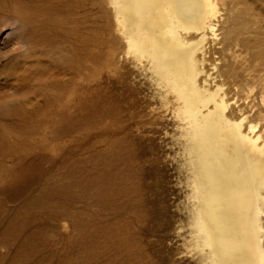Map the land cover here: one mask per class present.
Here are the masks:
<instances>
[{"label": "bare ground", "instance_id": "bare-ground-1", "mask_svg": "<svg viewBox=\"0 0 264 264\" xmlns=\"http://www.w3.org/2000/svg\"><path fill=\"white\" fill-rule=\"evenodd\" d=\"M12 2L18 8L10 7L6 14L24 18L32 49L57 45L62 55L68 54L54 61L57 71L66 67L76 77V72L92 69L93 61L99 63L98 57H104L107 63L101 62L102 70L121 73L123 80L136 89L141 108L136 125L152 133L154 154L172 179L176 217L171 249L179 262L264 264V36L260 37V20L243 25L244 18L237 11L229 15L233 9L225 3L227 0ZM87 8H100L106 17L100 27L109 37L105 41H95L94 31L88 26L92 11ZM95 79L93 76L91 82ZM47 94L43 98L48 103L39 107L41 117L53 115L65 122L76 117L56 107L57 98L51 100ZM93 101L77 106L87 119L94 117L92 134L100 132L109 138L129 130L117 122L105 125L100 121L107 113L117 118L115 104L119 101ZM94 105H98L96 111L92 110ZM105 105L111 108L106 110ZM36 119L37 114L18 119L17 134L0 136V153L16 164L5 171L12 172L5 181L6 201L25 199L22 215L27 217L33 216L40 200H45L51 216L60 219L67 214L48 204L53 199L50 193L57 192L60 198L75 197L74 186H81L77 176L83 163L79 164V157L89 155L88 148L95 149L102 139L97 140L100 137L94 134L95 140L89 141L86 148L76 143L75 151L68 152L64 146L56 149L45 144V129L37 127L34 132ZM57 121L52 131L54 139L67 135L63 130L72 132L73 126L66 128ZM25 134L31 137L24 138ZM35 136L45 138L37 146L48 155V169L39 168L32 157ZM115 143L117 148L119 143ZM66 154L65 161H57L56 157ZM57 166L65 177L48 176ZM41 182L44 186L38 188ZM55 185L60 186L58 191ZM82 189L89 188L84 185ZM26 221L19 225L21 230L27 228ZM76 222L77 231L83 230V237H91L82 228V221L76 218ZM16 223L12 222L11 229ZM6 234L0 240L1 246L7 244Z\"/></svg>", "mask_w": 264, "mask_h": 264}, {"label": "rangeland", "instance_id": "rangeland-1", "mask_svg": "<svg viewBox=\"0 0 264 264\" xmlns=\"http://www.w3.org/2000/svg\"><path fill=\"white\" fill-rule=\"evenodd\" d=\"M2 1L0 0V136L12 137L17 134L15 129L19 126L20 119L37 114L35 127L42 131L45 129L42 135L47 139L45 144L50 147L58 149L64 146L66 151L71 152L75 151V145L81 143L86 148L89 141L95 140L94 134H98L100 138L97 140L102 139L103 144L93 150L88 148L91 157L88 158V154L79 157V164L83 163L77 176L81 186H74L75 197L60 198L57 192L50 193L53 199L48 204L53 205L55 211L67 214L60 219L51 216L50 209L47 210L44 204L45 200H40L34 206L33 216L27 217L22 215L27 203L25 199L6 201L5 181L12 172L5 171L14 168L16 164L0 153V240L6 233L8 236V245H0V264H182L171 249L176 217L172 179L158 162V155L154 154L152 133L141 131L136 125L141 108L134 86L124 81L119 72L103 71L101 62L107 63L104 57H98L99 63L94 60L92 69L83 71L82 74L76 72V77L72 72L66 71V67L57 71L54 61L61 60L63 55L68 54L64 52L62 55L57 50V45V49L52 46L32 49L29 30L22 23L24 18L6 14L10 7L18 8L15 0V3L12 0ZM101 1L98 0L97 4ZM225 3L232 6L233 10L229 15L236 14L237 11L244 18L242 22H245V26L258 18L261 24L260 37L264 36V0H227ZM87 9L92 11L90 24L93 25L88 26L94 31L95 41H105L109 37L101 32L100 27L106 22V17L103 18L100 8ZM66 64L65 62L64 66ZM93 76L96 79L91 82ZM89 84L92 86L86 89ZM43 94H47L46 97L51 100H58L63 96V100L55 101L56 107L65 108L66 113L76 117L71 122L53 115L41 117L39 107L48 103ZM98 98L107 102L119 101L115 104L117 118H112L107 113L106 117L101 118V123L108 125L117 122V125L125 126L128 131L109 138L100 132L92 134L94 117L92 120L87 119L84 112L79 113L77 106L81 102L88 104L92 99L96 102ZM108 107L106 106V110L111 108L110 105ZM97 108L98 105H94L92 110L96 111ZM56 121L64 123L63 127L66 128L73 126L72 132L63 130L67 135L54 139L52 131ZM9 128L11 132L6 131ZM27 137L31 136L25 134L24 138ZM107 138V142H103ZM32 139L35 143L31 147L32 157L37 159L33 160L39 168L48 169V155L42 154L40 146H37L45 138L35 136ZM115 141L119 143L117 148ZM1 144L2 141L0 152ZM138 155H141L139 160ZM67 157L68 154L56 159L65 161ZM57 174L60 177L65 173L57 166L48 176L56 177ZM84 185L90 190L82 189ZM43 186L41 182L37 187ZM53 187L56 191L60 188L56 185ZM45 211L46 213L37 215ZM76 218L82 221V228L85 227L91 237H83V230L81 233L77 231L79 226ZM24 219H27V228L21 230L19 225ZM15 221L16 227L11 229V224Z\"/></svg>", "mask_w": 264, "mask_h": 264}]
</instances>
